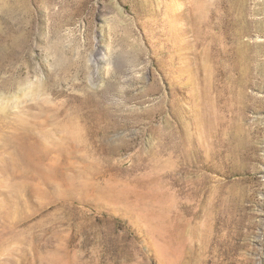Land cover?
I'll use <instances>...</instances> for the list:
<instances>
[{"label":"rangeland","instance_id":"1","mask_svg":"<svg viewBox=\"0 0 264 264\" xmlns=\"http://www.w3.org/2000/svg\"><path fill=\"white\" fill-rule=\"evenodd\" d=\"M0 264H264V0H0Z\"/></svg>","mask_w":264,"mask_h":264}]
</instances>
